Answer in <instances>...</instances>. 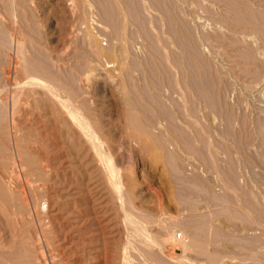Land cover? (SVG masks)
I'll use <instances>...</instances> for the list:
<instances>
[{
    "label": "rangeland",
    "instance_id": "obj_1",
    "mask_svg": "<svg viewBox=\"0 0 264 264\" xmlns=\"http://www.w3.org/2000/svg\"><path fill=\"white\" fill-rule=\"evenodd\" d=\"M21 1L23 3H20ZM21 1L17 0V2H19L17 3L16 0H0V104L4 105H0V123L2 124H0V127L4 126V131L10 134L8 138L9 140L6 141V145L9 154L11 153L12 155H10L9 157L14 159L12 161L9 158L11 161L8 160L9 162H7V164H10L6 166V169H8V175L11 171H14L13 173L16 178V182H13L10 178L8 179V176L5 177L6 179L4 178L5 180L3 179V181L5 182L6 187H4L6 189L11 188L13 190L16 185H19L21 183V186L19 185L20 189L25 190V195L29 201V207L31 208L29 209L33 215V219L32 217H30V221H32L30 223L31 226L29 227V225H26L29 230L31 229V235L34 237L36 236L37 239L38 235H40V228L38 221H36L37 219L33 211L35 209L32 206L33 203L31 204L32 199L27 189V185L31 184V182L29 177L27 178L25 172L26 168L25 166H23L24 164H21L23 163L21 160L24 159L23 157L25 155L22 151V148L24 147L27 149L29 145V142L27 143L25 141H28V137L31 138L32 136H29V131H27V134H23V132L26 133L25 130H27L26 123H24L23 121L25 117H21V120L19 122V125L22 124L20 127L22 132L20 130L19 134L22 136V138L24 137L23 140L19 141L20 143L18 142L19 146H17L15 140L13 139V127L11 128V126H13L11 125V120L13 119L12 99L14 96H16V91H18V93H21L28 91L30 88L28 89L29 80L26 79L27 75H24L17 70L23 67L22 70H25L26 68L27 71L25 70V72L28 73L30 71V74L41 70L40 76L42 74V70H48L46 72L51 76L46 75L48 76L47 78L45 76L46 72L43 71V74L46 78H44L43 74L41 77L49 81L53 80V78L56 77L59 81L57 82V79L54 78V81L51 82L56 81L55 84H60L63 89H65V87H69V95L72 94L70 96H72L73 99L76 98L75 96H77V98L79 97L85 99V95L83 94L82 90H80L81 88H78V86L80 87V84L77 81L79 80L77 79L79 78L77 77L78 74L83 73L82 69L85 71V69L89 68H86L88 64L91 67V64L94 65V63L96 64L97 68L102 71L103 74L105 71H112L113 67H111V65L105 66L104 62L108 59L110 60L111 57L105 58L100 56V54H98V44L100 43L99 45L102 47L104 52L107 51L106 54L109 56V52H112L113 50V47L111 45L114 46L112 42L115 43L118 40H123L121 42L118 41V43L123 45L125 52L127 53L125 54V57L127 56V62L125 61L124 64V72H126L124 73V75L126 74L124 78L127 82L126 91L129 94L130 99H128V101L130 102H128V105L131 104L130 107L139 111L141 113H139V116L143 114V117L141 116L142 119L145 117L151 118L150 115L153 117L155 112L153 113V110L151 111V109L145 108L146 106L143 107L144 105L142 106L139 104L144 103L139 96L142 93L144 94L146 91L148 92V90L144 88V82L142 83L143 80H138V78H136V74H142L143 72H165L166 70V73L168 72L169 74L170 72L171 75L174 71L176 73L185 71L191 74L189 75L187 73L189 75V81L187 82L188 86L192 90L189 89L187 92L190 91V93H188L189 95L191 94V91L193 92V94H191L189 97H187L188 95H186V100H188L187 105L191 110L190 111L189 108H186L188 110H185L186 116H184L185 114L182 109L183 106L181 105L182 101H180L183 99V97L181 98L179 94L178 96L180 97H178L175 94L177 92L174 91L173 96H169V98H171L172 96V100H170L168 96H162L163 98H160L159 96L157 97L158 99H156L158 101L156 102L160 105H157L158 109L161 108V104L162 102H164V99H168V102L165 99V103L167 102L165 105L164 103L162 104L164 105L162 106V108L165 107V110H161L165 112V114L163 113L165 115L164 117H168L169 114L172 113V116L170 115L168 119H170L171 117V121H175L173 123H171V121H168L169 124H171H167V128H169L168 131L170 130V135L168 134V132H165L168 134L167 135L161 130L160 134H158L159 142L157 137H154L155 141L157 140L156 143L158 142L160 144L159 149L161 150L162 148V156L164 157L161 160L162 162H159L155 175L159 176L160 174L158 170H161L163 167L164 172H166L163 174L161 181L165 180V182L163 181L164 183L168 182V184H165L166 188H163V196L159 199V197L155 196L154 194H150L149 196H146L149 198H143L144 201L143 199L132 200L131 198L130 199L132 201L129 198L125 200V197H129L125 192V188H120V190L123 191V193L120 191V195L122 196L124 193L126 194V196L123 195V197H121L120 195L118 196L117 192L113 191V188H109L112 185L108 186L109 189L107 193V200L116 201V203L113 202L112 205L117 204L115 207L117 208L119 214L123 215L121 216V218L126 216V213L123 212H131L133 215L135 214L134 209L137 210L140 207L142 210L146 206L148 210L145 211V213L143 211L146 210V208L141 213H139L141 211L140 209V211L137 210L140 217L137 212L136 215H133H138L137 219L140 218V221L142 218L147 219H145L144 221L142 219L141 222L143 223L140 224L142 226H146L149 219L153 223L154 220L158 219V221H155L156 223H154L156 225L149 221V223L151 224L148 223L149 226L147 225V230H145L146 228H144V232L145 234L151 233L150 236L153 235V238H156L157 235H159L156 238L159 241L157 242L156 239H153L150 236L149 237L151 239L146 236V239L148 238L146 240L144 236L145 234H142L143 236H141V239L139 241L137 240V243H141V245L143 246L137 244V248L139 245L138 251L140 252L141 250L143 252V247L146 248L152 245V247L150 246V249H148V251L151 250L153 254L151 252H147V255L145 254L146 257L152 254L151 257H155L159 261V263L165 262V264H167V261H169L170 263L168 264H177L176 262L165 258L164 253H160L165 250V243L163 244L164 249L162 248V246L160 248V245H162L161 243L160 245H158L160 241L163 243L162 240L164 238L165 240L168 239L169 242L172 238H174L178 244L181 242V245L182 243H188L190 246H192L189 247V249L186 251L185 256L183 257L184 261H182V264H186V262L187 264H264V0H89L92 8L91 6L89 7V1L83 0V3L86 5L83 6H85L86 8H82L81 13H83L84 16L80 13V22L77 23V25L79 26H77L78 28H76L78 29V32H75L76 35L73 36L70 41L68 49L69 53L67 52L64 56L65 61L63 60L64 62H60L61 65L63 64L60 67L61 69L57 68L58 66H60L59 63L53 64V62H51L50 47L53 46V42V47H57L56 41L60 40L61 38L60 33L64 26L62 11L63 1L44 0V2L42 0H37L39 3H42L40 4V7L37 5L39 7L37 8V10L30 4L29 0H25V2L23 0ZM26 1L30 5L27 4ZM55 2H58L59 4L57 3V5H55ZM24 3L27 5V7H25ZM46 3H48L52 7L54 5L55 6L52 9V7L48 6V4ZM14 4L18 5L15 6ZM21 4H23V6ZM14 7L18 9H15ZM28 7H30L33 14L30 12V9L29 11L27 10ZM31 7L34 10H32ZM87 7H89V9ZM85 9L86 11L91 9L90 13L89 11H84ZM40 11L42 12L40 13ZM52 11L56 14H54ZM34 13L35 15L39 14L38 19L35 18L36 16L34 15ZM45 13H47L46 16ZM92 13H94V16H92ZM88 16L92 17L89 18ZM88 18H95V20H90V22L88 21ZM90 24L91 26H89ZM42 27H44V29H42ZM90 27H92L93 29H90ZM45 31L47 32V34H49L46 35ZM92 33L94 35L97 33V37L101 35L99 36L100 40L96 38L98 42L100 41L99 43H97V41L94 42L96 40L95 37L91 36V39L89 38ZM42 38L45 40V43ZM46 38L48 40H46ZM101 38L104 39L103 42L106 43V46L105 43H101ZM116 38L118 40H116ZM40 39H42L43 42ZM93 39L95 40L93 41ZM122 42L125 45L122 44ZM42 43H44V45ZM94 46H96V51L94 49ZM95 53L97 56L94 55ZM92 55L94 56L92 57ZM95 56L96 58L98 57L97 60L103 58L104 61L102 60L103 62H101L100 60L97 61V63ZM31 58L34 59V62L33 60H31ZM90 59L95 62L93 63ZM88 61L92 63H88ZM99 62L104 65L103 70L106 68L105 71L100 68L103 67V65ZM83 64L85 65L83 66ZM97 64L101 65L98 66ZM16 65L17 67H14ZM56 65L58 66L56 67ZM58 69H60L61 71ZM8 70H11V74L9 75H7L6 72ZM33 70L35 71L33 72ZM15 71L18 72L19 75ZM57 72H60L59 75H61V77L57 75ZM75 72L79 73L77 74V76H75L76 81L73 82V80H75ZM192 74H194V79L196 76H198L196 79L200 81L201 86L203 84L202 88L200 87V85V88L196 86V84L198 85V82L193 81L194 79ZM197 74H199L200 76ZM206 74L210 75L207 76ZM62 75H66V79L64 76L63 79L67 81L62 79ZM69 77H73V79H70ZM172 77L173 76H171V78ZM171 78L170 81H172ZM201 79L203 80V82L201 81ZM210 80H214V83ZM14 81L16 85L13 84ZM23 81H25V83ZM16 82H21V85L17 84ZM76 82L78 83V85L76 84ZM173 82L176 81H174L173 79ZM173 82H171L172 85L174 84ZM189 82H192L194 84H190ZM72 84L74 85L72 86ZM17 85L18 87L20 86L19 90L18 88H15V86L17 87ZM138 85H142L140 86L141 88ZM71 86L74 89L70 88ZM74 86H77L78 89H76V87ZM29 87H31V85ZM21 88L23 90L20 91ZM139 88L141 89L140 91ZM75 89L78 92H76ZM70 91L72 93H70ZM74 91L76 93H74ZM80 91L83 96L81 93H79ZM14 92H16V94H13ZM137 92H139L140 95ZM116 95L118 96V94ZM116 95H112V99H114L115 103V109L113 110V112H117V110L121 107V102L119 101L120 99L117 97L118 100H115ZM133 95L135 96V98L138 97L139 101H137V98L135 100L133 98ZM194 95L196 99L193 97ZM177 97L179 100L177 99ZM175 99L179 101V103H181V106L177 104V101ZM131 100L135 101L136 103L131 102ZM173 100L176 101V103H174L175 105L172 103ZM191 101H194L192 102L193 105ZM198 101H200V103ZM118 102H120V106ZM5 104H7V106ZM168 104L174 105L176 109L178 106L179 110L170 109L171 107ZM198 104L200 107L196 106ZM135 105H137L138 108ZM166 105L169 108L166 107ZM142 108H144V110L146 111L144 112ZM202 108H204V113H206L208 110V112L210 113V120L212 118L211 114L215 115L216 113L214 117L217 116L215 119V124L217 125V127L215 124L211 126V123L209 122V114L206 115L208 112L204 114L202 110L200 111V109ZM205 108L207 110H205ZM4 109L8 110L5 111ZM173 110L176 111L173 112ZM179 111L180 114H178ZM201 112L204 116L206 115L205 118H208L209 121L204 122L205 118L203 119L204 121L202 120L203 115L201 116ZM188 113L190 115L192 114L193 117L188 118L192 116H190ZM178 115L180 116L178 117ZM181 116H183L182 119L185 118V121L180 118ZM5 117L8 119L7 121ZM15 117L20 118V114L17 113ZM164 117L161 115V118ZM176 118L181 119L182 121ZM187 118L190 120H188ZM145 119H143L144 121L141 120V123L146 125L147 121H150ZM5 122H8V127L6 126L7 124ZM227 123L231 124L229 125L230 127L226 125ZM172 124H174V126L178 129L173 128L174 126H172ZM207 126H210L208 127L210 129H208ZM214 127L218 128V131L220 130L224 134L222 133V136H220L221 132H216V128L215 134V132H213ZM23 128H25L24 131ZM170 128L172 129V131ZM223 130H226L227 132ZM202 131L207 132L202 133ZM210 131H212L213 133H210ZM170 132H173L174 135ZM176 132L177 135L175 136ZM161 133L163 134L161 135ZM204 133L205 135L210 133V136L214 134L217 135L212 136L213 138L216 137L214 138L215 142L212 141L213 138L208 136L206 140L208 142L210 140L211 141L209 143H205L206 141H203L206 138L204 136ZM160 135L163 138L160 137ZM163 135H165L166 137ZM167 136L170 137L168 138ZM160 138H162V140L164 139V141H161ZM209 138L210 140H208ZM125 139L127 138H123L122 135L121 137L117 138V143L119 144L122 141L121 144L123 143L127 147L130 143H128V139L127 141ZM169 139H172L174 142ZM217 140L218 142H216ZM168 141L175 144H171L172 147H176V143L178 142V146L175 149L176 151H174L175 147L171 148V145ZM220 141H223L221 142L223 145H220L219 147L217 145H219ZM225 141H228V145L229 143H232L230 145L231 147H229L227 145V142ZM211 142L217 145L212 144L211 146ZM224 142L226 143V149L222 148L223 146H225ZM206 146H208V148ZM126 147L123 148V150L118 149L120 150V153L119 151L116 152L118 153V157L116 156L117 161H120L117 165L121 167V171H123V169H125V167L130 164V159L128 161V159L126 158L129 157L127 155H129L131 150L129 151V146L127 147V150H124L126 149ZM204 147L207 149H205ZM127 151H129L128 154ZM19 156L22 158L21 160L18 159ZM225 158L228 161H225ZM18 162L20 167L18 165ZM124 162H127L128 164L125 165ZM14 163L16 168H14ZM163 164L165 165L163 166ZM17 171L19 172L18 175ZM15 174L20 177V179L17 180V176ZM217 176L219 179H217ZM177 177L179 179H177ZM167 179H169L170 181ZM216 179L221 180V183ZM159 180L160 179H157V182ZM3 181L1 182L4 185ZM120 181L122 180L119 178V182ZM214 182H216V184L218 185H216ZM10 183L12 184L10 185ZM170 187L172 189H170ZM110 191L114 193L111 192L110 194ZM170 191H172V193ZM119 199H121L122 201H120ZM157 199L158 201H156ZM0 202L1 204H3L2 200ZM144 202L149 203L147 204ZM155 202L158 203L156 204ZM135 203L137 205L139 203L140 206H136ZM164 203L167 204L165 205ZM119 205H122V207ZM1 206L4 207V211L1 212L5 213L7 211V208L5 211V207L8 206L6 204H3L0 205V208H2ZM117 206L120 208V211ZM161 207H166L165 209L167 211L162 209ZM131 208L133 210H131ZM156 208L159 209L157 212ZM151 209L153 211H151ZM148 211L153 216L148 214ZM159 211L161 213H159ZM27 212H29L28 209ZM146 213L148 214V216ZM128 214L129 213H127V215ZM141 214L143 215V217ZM156 214L158 216H156ZM162 214L165 215L163 216ZM160 215L161 217H159ZM10 216L9 218L12 221L10 222L13 227V231L6 240V248H8V250L21 248L19 247V234L15 231L16 224L13 223L15 222V219H13L14 217L12 215ZM131 216L129 218H131ZM159 218L163 221L159 220ZM144 222L147 223L145 224ZM157 222L158 224H160L158 225ZM126 224L125 227L126 230H128ZM34 226L36 227L34 228ZM34 229H36L37 232H34ZM36 233L38 234L36 235ZM125 235L126 238L130 237L128 232H125ZM178 235H180V237H178ZM148 240L149 242L147 243L146 241ZM154 240H156V244L158 246L154 243ZM144 243H147L149 245H145ZM153 243L155 244L154 246ZM37 249H39V246ZM43 249L44 251H46L45 248ZM144 250L146 251L147 248ZM148 253H150V255H148ZM19 256L20 253L14 255L17 261L19 260ZM48 256L49 254L45 252V257L40 260V264H57L55 263V261L50 259V257L48 258ZM140 256L142 255L140 254ZM155 258L154 260H156ZM51 260L53 261V263Z\"/></svg>",
    "mask_w": 264,
    "mask_h": 264
},
{
    "label": "bare ground",
    "instance_id": "obj_2",
    "mask_svg": "<svg viewBox=\"0 0 264 264\" xmlns=\"http://www.w3.org/2000/svg\"><path fill=\"white\" fill-rule=\"evenodd\" d=\"M23 1L25 2V0H23ZM42 1H44V0H42ZM54 1H56V0H54ZM62 1H63V3H62ZM62 1H61V3L63 4V10L62 11H63V19H64L63 25L64 26H63L61 33H60V36H61L60 40L56 41L57 47H53L54 42L52 44L53 46L50 47L51 62H53V64L54 63L60 64V62L62 63L65 61L64 56L67 52L69 53L68 49H69L70 41H71L72 37L76 35L75 32L78 30L76 28H78L77 26H79V25H77V23L80 22V20H79V18H81L80 15L83 14V13H81L82 12L81 9L86 8L85 7L86 5L83 3L84 2L83 0H62ZM85 1H89V0H85ZM16 2H17V0H16ZM29 2L36 10H37V8L40 7V4H42V3H39L37 0H29ZM224 2H223V4H224ZM17 3H19V2H17ZM20 3H23V2L21 1ZM26 3H27V1H26ZM52 3H54V2H52ZM55 3H56L55 5H57L58 2H55ZM27 4H29V3H27ZM46 4H48V3H46ZM14 5L17 6L18 4L17 5L14 4ZM21 5L23 6V4H21ZM24 5H25V7H27V5L25 3H24ZM83 5H85V6H83ZM48 6L52 7L49 4H48ZM90 6L91 5H90V1H89V7ZM53 7H52V9H53ZM89 7H87V8L89 9ZM91 8H92V6H91ZM15 9H18V8H15ZM29 9H30V7H28L27 10L29 11ZM43 9H44V7H43ZM60 9H62V8H60ZM32 10H34V9L32 8ZM90 10H87V11H89V13H90ZM84 11H86V9ZM30 12H31V9H30ZM41 12L42 11H40V13ZM43 12H45V11H43ZM86 12H84V13H86ZM37 13H38V11H37ZM54 14H56V13H54ZM34 15H35V13H34ZM38 15H35L36 19H38ZM46 15H47V13H45V16ZM83 16H84V14H83ZM89 16H90V14H89ZM92 16H94V13H92ZM91 17H89V18H91ZM42 19H43V15H42ZM90 20L91 21L95 20V18L89 19L88 21H90ZM42 24H43V22H42ZM89 26H91V24ZM44 27H45V25H44ZM44 27H42V29H44ZM91 28L92 27H90V29ZM91 31H89V32H91ZM50 33H51V31H50ZM93 33L90 35V37H89L90 39H91V36L95 37V39L96 38L99 39V36H101V35H99L97 37L96 36L97 33L95 35ZM48 34L46 32V35H48ZM102 38H101V40H102L101 43L104 40ZM42 39H40V40H42ZM44 39H45V37H44ZM95 39H93V41ZM97 39L94 42L97 41V43H99L100 41L98 42ZM43 40H42V42H43ZM46 40H48V39L46 38ZM116 40H118V39L116 38ZM17 41H18V39H17ZM51 41H52V39H51ZM118 41L121 42L123 40H118ZM118 41H116L115 43L112 42V44H114V46L111 45L113 47V50L111 49L112 52H109V56L106 54L107 51L104 52L102 47L99 45L100 43L98 44V46H99L98 47V54H100V56L105 57V58L111 57L110 60L108 59V60L104 61L103 58L97 60L98 59V57L96 58L97 52L94 54V55H96L95 56L96 62L100 61V60H101V62L104 61L105 66L111 65V67H113L112 71H109V70L105 71L106 68L103 70L104 65L101 62H99L103 65V67H100V68H102L103 71H105L103 74L102 71L99 70V68H97L96 64L94 63L95 61L93 62L92 59H90V60L94 63V65L91 64V67H90L88 64L90 61H88V63H86V64H88L86 66V68L87 67H89V68H87V69L84 68L85 71L82 69V71H83L82 74L78 72L80 74L79 75L78 73H76L77 71L75 70L76 74H74V79H75V76H77V74H78L77 77H79V78H77V79H79V80H77V81L80 84V87L78 86V88H81L80 90H82L83 94L85 95V99H82L79 97H78L79 98L78 99L77 96H75L76 98L73 99V97L70 96L72 94L69 95V91H68V90H70V89H68L69 87H67V88L65 87V89H63L60 84H55L56 81L57 82L59 81L56 77H54L55 79H57L55 82H51V81H54V78L51 81L44 79L46 77L48 78V76H51L49 73L46 72L48 70H46V71L42 70V72H41L42 74H43V71H45L46 72V73L44 72L45 76L48 75L45 77L43 74L44 78L41 77L42 74L40 76L41 70H39L35 73H31V74L29 73L30 71L28 73L25 72L26 68H25V70H22L23 67H21V68H19V70H17L18 72H21L24 75H27L26 79L29 80L28 89L29 88L30 89L28 91L21 92V93H18V91H16L17 94H16V92L13 93V94H16V96H14L12 94L14 97L12 99L13 119L11 120L12 121L11 125H13V126H11V128L13 127L12 128L13 129V139L15 140L17 146H19L18 145L20 143L19 141L23 140V138H24V137L22 138V136L19 134V131L21 130L20 127L22 125V124L19 125V122L21 120V117H25V119L24 120L22 119V120L24 121V123H26V129L27 130H25L26 133L23 132V134L25 135V134H27V131H29L30 132V133H28V134H30L29 136H32L31 138L28 137V139H27L28 141H25L27 143L29 142L27 149L22 146L23 147L22 151L25 154V155L23 154L24 159H22L20 156H19L20 158L18 157V159H20V160L22 159L21 161L23 163H21V164L22 165L24 164L23 166H25V168H26L25 172H26L27 178L29 177L30 182H31V184L27 183L28 184L27 189H28V192L30 193V196L32 199L31 204L33 203L32 206L35 209L33 211H34L36 219H37L36 221H38V224H39L40 235H38V237L36 239V236L34 237L31 235L32 234L31 229L29 230L26 227V225H29V227L31 226L30 223L32 221H30V217H32L33 215L30 211L31 208L29 207V201L25 195V190L20 189V187H19V185L21 183L19 182L20 184L16 185V187L13 190L11 188H9V189L5 188L6 187L5 182L3 181V179L5 177L8 176V179L10 178L11 181H13V182L14 181L16 182V178H15L14 173H13L14 171L13 172L9 171L10 174L8 175V172H7L8 169H6V166L10 164V163L7 164V162H9L8 160L11 159L13 161L14 158L9 157L11 155V153L9 154L8 148L6 145V141L9 140L8 138H9L10 134L6 133L4 131V126H1L0 127V198L3 201V204H6L8 207H5V211L7 208V211L5 213L1 212V211H4V209H3L4 207L1 206L2 208H0V264H40V260L45 257V252L47 254H49L48 258L50 257V259L55 261V263H57V264H161L162 263V262L159 263V261L155 257H151L153 252H151V250L148 251V249H150V246L152 247V245L146 247L147 248L146 251L144 250L146 248L143 247L144 256H143V252L141 250H140V252H142V253H140L138 251L139 245H138V248L136 246L137 244H140V246H143V245H141V243H137V240L139 241L141 239V236H143L142 234H145L144 231L147 230L146 227H147L150 219H149V221H147L148 223L146 222L147 223L146 226L141 225L143 223V222H141L142 219L144 221L146 218H142L141 221L139 220L140 218L137 219V216L139 215L137 210H139V209L141 210L140 207L137 210L132 207L135 210V214H133V215H136V212H137V214H138L137 216H133L131 212H123L124 211L123 210L122 212L126 213L125 214L126 216L121 218V216H123V215H120L117 208L115 207L117 204L112 205L113 202L116 203V201L115 200L108 201L107 200V193H108L109 188H113L114 189L113 191L117 192L118 196H119L120 191H121L120 188L122 187L123 189L125 188V190H126L125 192L127 193V196H129L127 198L125 197V200L128 198L129 199L131 198L132 200L149 198L146 196H149L150 194H154L155 196L159 197V199L163 196V194H164L163 188L165 187V184H168V182L166 181L167 183H164L165 180H163L164 182L161 180H162L163 174L166 171L164 172V168L162 167L161 170H158L160 175L159 176L155 175V172L157 171V166H158L159 162L164 158L162 156V153H163L161 151L162 148H161V150L159 149L160 144L158 143L159 142L158 134H160L161 130H162V132H164V133L168 132V134H169L170 130L168 131L169 128H167L168 127L167 124L171 125V124H169L168 121H171L172 119H171V117H170V119H168V118L172 113H170L168 117L166 116L167 118L164 117L165 112H163L161 109L165 110L164 109L165 107L162 108V106H164L168 102L167 101L168 99L165 98L167 101L166 103H165V99H164V102L161 101L162 104L164 103V105L161 104L160 109H158V107H157V105H159V104L157 103L158 101L156 99H158L157 97H159V96H160V98L162 96L163 97L168 96V98H169L170 95L173 96L174 91L177 92V93H175L177 96L179 94L181 96V98L183 97V99L180 100V101H182L181 102L182 104L179 103V101H177L176 99L175 100L177 101V104H179V105L181 104L183 106L182 109H183V112L185 114L184 116H186L185 110H187L189 108V106L187 105L188 100H186V99L191 94H193L192 91H191L190 95L188 94V93H190V91L187 92L189 89H191L188 86V82H187V81H189L188 77L191 74H189L188 72H185V71L179 72V73H176L175 71H174L175 72L174 73L172 71L173 73L170 75V72L168 74V72L166 73V70H165V72H162V71H159L157 73L154 72L155 74L153 72L152 73L151 72L150 73L143 72L142 74L141 73L136 74V78H138V80H143L142 83L144 82L143 83L144 88H146V90H148V92L146 91L144 94L142 93L141 95L139 94V92H137L140 96L138 94L137 95L144 102V103H139V104L142 106L144 105L143 107L146 106L145 108L151 109V111L153 110L152 111L153 113L155 112L154 113L155 116L152 114L153 117L150 115L151 118L148 117L149 119L144 116L147 119H145V118H143V119L150 121V122L147 121V123L145 125V124L141 123L142 122L141 120H143L141 118V116L143 114L141 116H139L141 113L139 111L133 109L132 107H130L131 104L128 105L129 94L126 91L127 82L124 78L126 76V74L124 75V73H126V72H124V70H125L124 64H125V61L127 60L126 59L127 56L125 57V54H127V53L125 52L123 45L118 43ZM44 43H45V40H44ZM44 43H42V44L44 45ZM97 43H94V44H97ZM103 43H105V42H103ZM107 43H108V41H107ZM122 44H124V43L122 42ZM96 46H94L95 51H96ZM105 46H106V43H105ZM19 49H20V47H19ZM44 50H45V48H44ZM36 51H37V49H36ZM110 53H111V56H110ZM94 55H92V57ZM100 56H99V58H100ZM22 58H23V56H22ZM33 58H31V60H33V62H34ZM88 59H86V60H88ZM95 59H93V60H95ZM67 62H69V61H67ZM92 62H90V63H92ZM37 65H39V64H37ZM62 65L61 64H60V66L56 65V67L58 66L57 68H60ZM84 65L85 64H83V66ZM100 65H98V66H100ZM25 66H27V65H25ZM14 67H17V65ZM60 69H58V70H60ZM34 71L35 70H33V72ZM6 72H7V75L11 74V70H8ZM18 72H16V73L19 75ZM38 72H39V74H38ZM59 73L57 75H59ZM63 73H61V74H63ZM173 74H175V75H173ZM134 75H133V77H134ZM192 75H193V79H194V74H192ZM197 75H199V74H197ZM209 75L210 74H208L207 76H209ZM20 76H21V74H20ZM59 76L61 77V75H59ZM63 76L64 75H62V79H63ZM72 76H73V74H72ZM171 76L175 77V78H173V77L172 78L176 82H173V79L171 78ZM64 77L66 79V75ZM197 77L198 76H196L195 79ZM69 78L73 79V77H69ZM170 78L172 81H170ZM49 79H51V78H49ZM65 79H63V80H65ZM67 79H68V75H67ZM195 79L193 81L198 82V85L196 84V86L199 87V85H200V87L202 88L203 84L201 86L200 81L198 79H196V81H195ZM22 80H25V79H22ZM60 81H61V79H60ZM65 81H67V80H65ZM75 81H76V79L73 80V82H75ZM201 81L203 82L202 79H201ZM213 81H211V82H213ZM21 82H16V83L21 85L20 84ZM23 82L25 83V81H23ZM171 82H173L175 85L173 84L174 85L173 86ZM68 83H69V81H68ZM13 84H15V81L13 82ZM76 84L78 85L77 82H76ZM192 84H194V83H192ZM30 85H31V87H29ZM73 85L74 84H72V86ZM65 86H67V85H65ZM72 86L70 88H72ZM138 86L140 87L142 85H138ZM19 87H18V85H17V87L15 86V88H18V90H19ZM74 87H76V89H78L77 86H74ZM22 88L20 89V91L23 90ZM140 88H139V91L141 90ZM72 89H74V88H72ZM137 89H138V87H137ZM76 92H78V91L76 90ZM76 92L74 91V93H76ZM70 93H72V92L70 91ZM79 93H81V91ZM112 93L114 95L118 94V96L116 95L115 100L118 97L120 99L119 101L121 102V107L117 110V112H113V110L115 109V107H114L115 103H114V99H112L113 98ZM83 94H82V96H83ZM261 94H263V93H261ZM186 95H188V96L186 97ZM195 95L193 97L196 99ZM133 96H130V97H133ZM172 96H171V98H169L170 100H172ZM180 96H178V97H180ZM178 97H177V99H178ZM133 98L135 100L137 98V101H139L138 97L135 98V96H134ZM195 99H193V100H195ZM175 100L172 101L173 104L176 103ZM120 102H118L119 106H120ZM131 102L134 103L135 101L131 100ZM192 102H194V101H191V103ZM198 102L200 103V101H198ZM177 104H176V106H177ZM0 105H3V104H0ZM5 105L7 106V104H5ZM174 105H172V104L169 105L171 107L170 109H176ZM192 105H193V103H192ZM135 106L137 107V105H135ZM196 106L200 107L199 104ZM166 107H168V106L166 105ZM6 108H8V107H6ZM178 108L179 107L177 106V109ZM142 109L144 110V108H142ZM203 109L204 108L200 109V111L202 110V112L204 113L205 111ZM6 110H8V109H6ZM189 110H190V108H189ZM205 110H207V109L205 108ZM145 111L146 110H144V112ZM167 111H168V109H167ZM175 111L173 110V112H175ZM180 111H181V109H180ZM180 111L178 114H180ZM190 111H189V113H190ZM202 112H201V116L203 115ZM207 112H208V110H207ZM212 112H214V111H212ZM17 113L20 114V118L15 117V115ZM206 113H204V114H206ZM176 114H177V112H176ZM208 114H209V120H210V113L208 112L206 115H208ZM161 115L164 118H161ZM215 115H216V113H215ZM215 115L211 114L212 118L210 121L208 120V118L206 119L204 115H203V118L202 117L201 118H202V120L205 118V121L204 120L203 121L204 122L209 121L211 123V126H212L213 124H215V119L217 117V116L214 117ZM4 116H5V114H4ZM179 116L180 115H178V117ZM1 117H2V115H1ZM6 117H8V116H6ZM10 117H12V116H10ZM174 117H176V116H174ZM182 117L183 116H181L180 118L182 119ZM192 117H193V115L191 117H188V118H192ZM176 119H178V118H176ZM181 119H178V120H181ZM184 119L185 118H183L182 120L185 121ZM7 120L8 119L6 118V121ZM188 120H190V119H188ZM173 122H175V121H173ZM173 122L171 121V123H173ZM219 122H217V123H219ZM5 123L7 124L8 122H5ZM21 123H23V122H21ZM178 124H177V126H178ZM220 125H221V123H220ZM226 125L229 126L231 124L227 123ZM226 125H225V127H226ZM6 126L8 127V124ZM172 126H174V124H172ZM24 127H25V125H24ZM208 127H210V126H207V128ZM216 127H217V125H216ZM216 127H214V129H213L214 131L212 129L211 130L213 132H215ZM223 127H224V125H223ZM173 128H177V127L174 126ZM24 129L25 128H23V131H24ZM208 129H210V128H208ZM216 129H217L216 130V132H217L218 128H216ZM171 131H172V129H171ZM212 131H210V133ZM223 131L227 132L226 130H223ZM21 132H22V130H21ZM173 132H170V133H172L174 135ZM203 132H207V131H202V133ZM216 132H215V134H216ZM210 133H208V134L206 133L207 135H205V133H204V136L206 138L205 139L203 138L204 139L203 141H206L205 143L208 142L206 140L208 138V136L213 138L212 136L215 135V134L214 135L211 134L212 136H210ZM222 133L223 132H221L220 136H222ZM162 134L163 133H161V135ZM165 134H167V133H165ZM122 135H123V138L128 139V141H129L128 143H130V144H128V146L130 147L129 151L131 150L129 155H127L129 157L126 158V159H128V161L130 159V162H129L130 164L127 163L128 161L126 163L124 162L125 165L128 164L129 166L127 165L125 167V169H123L124 167L122 166L123 171H121V169H120L121 167H119L117 165V164H119L120 161L119 162L117 161V157H118L117 154L118 153H116L117 151H119V153H120V150H118V149L123 150V148L126 147L125 144H123V143L121 144L122 141L119 144L117 143V138L121 137ZM161 135H160V137H162ZM176 135H177V132H176L175 136ZM218 135H219V133H218ZM155 136L158 139L157 143H156L157 140L155 141V138H156ZM163 136H165V135H163ZM215 136H217V135H215ZM220 136H218V137H220ZM167 137L169 138L170 136H167ZM162 138H160V140L164 141V139L162 140ZM214 138H216V137H214ZM214 138L212 139V141L215 142ZM127 139H125V140L127 141ZM24 140H26V139H24ZM169 140H172V139H169ZM208 140H210V138ZM218 140L216 142H218ZM223 141H224V139H223ZM223 141H220V143ZM173 142L172 143L169 142V144L175 145ZM225 142H227V145H228V141H225ZM160 143H162V142H160ZM177 143H176V145L178 146ZM220 143H219V145L213 144V142H211L210 144H211V146L213 144V145H217L220 147V145H223L222 143L221 144ZM210 144H209V146H210ZM231 144L229 143L228 146L231 147L230 146ZM127 147L124 150H127L128 149ZM174 147H172V145H171V148H174ZM176 147L174 148V151H176L175 150ZM206 147L208 148V146H206ZM207 148H205V149H207ZM222 148L226 149V143H225V146H223ZM129 151H127V154ZM181 154H183V153H181ZM16 158H17V156H16ZM226 158H225V161H228V160H226ZM15 163H14V168H16ZM18 165H19V162H18ZM164 165L165 164H163V166ZM19 167H20V165H19ZM21 168H23V167H21ZM231 169H232V167H231ZM22 171H23V169H22ZM18 174H19V172L17 173V175ZM167 175H168V173H167ZM166 177H165V179H166ZM119 178L122 181L119 182ZM168 178H170V177H168ZM18 179H20V177L17 176V180ZM157 179H160V180L157 182ZM177 179H179V178L177 177ZM217 179H219L218 176H217ZM167 180H169V179H167ZM1 181L4 182V185ZM217 181L218 182L220 181V183H221V180H217ZM24 182H26V181H24ZM216 182H214V183L216 184ZM11 184L12 183H10V185ZM109 185H112V186H110L108 188ZM216 185H218V184H216ZM18 187H19V189H18ZM170 189H172V188L170 187ZM219 189H220V186H219ZM111 192L112 191H110V194H111ZM114 192H112V193H114ZM121 192L123 193V191H121ZM170 192L172 193V191H170ZM165 194H167V193H165ZM123 195L126 196L125 193ZM123 195L122 196L120 195V196L123 197ZM116 199H117V197H116ZM119 200L122 201L121 199H119ZM123 200H124V198H123ZM139 201H142V200H139ZM143 201H144V199H143ZM156 201H158V199ZM159 201H161V200H159ZM144 203L148 204L149 202H144ZM3 204H1V202H0V205H3ZM132 205H130V206H132ZM138 205L140 206L139 203H138ZM138 205L136 204V206H138ZM119 206L122 207V205H119ZM162 206H163V204H162ZM143 207H144V205H143ZM132 208H131V210H133ZM145 208H146V206L144 207V209ZM158 208H159V206H158ZM158 208H156L157 209L156 212L159 210ZM165 208L166 207H164L162 209L166 210ZM27 209L29 210V212H27ZM144 209H142L141 211L139 210L140 211L139 213H141ZM162 209H160V210H162ZM147 210L148 209L146 208V210H144L143 212L145 213V211H147ZM119 211H120V208H119ZM151 211H153V210L151 209ZM154 212H155V210H154ZM123 213H121V214H123ZM127 213H129L128 215H130V216L132 215L131 218H133L135 220L129 218L130 216H128ZM159 213H161V212L159 211ZM148 214H150L149 211H148ZM148 214H147V216H148ZM10 215H12L14 217L13 219H15L14 220L15 222H13V223L16 224L15 225L16 226L15 231L19 234V237H20V246L19 247H21V248H16V249H12V250H8V248H6V246H7L6 240L13 231V227L11 225L12 218ZM150 215L153 216L152 214H150ZM9 216H10L11 220H10ZM156 216H158V215L156 214ZM139 217H140V215H139ZM142 217H143V215H142ZM145 217H146V215H145ZM159 217H161V215ZM155 218H157V217H155ZM32 219H33V217H32ZM136 219L138 222L136 221ZM159 220H162V219L159 218ZM155 221H158V219L154 220V223H156ZM126 222H127V224H126ZM151 223H153V222H151ZM151 223H149V224H151ZM125 224H126L128 230H126ZM157 224H158V222H157ZM154 225H156V224H154ZM35 227L36 226H34V228ZM144 228H146V229L144 230ZM35 231H36V229H34V232ZM125 232L129 233V236H130L129 238H126ZM37 234L38 233H36V235ZM150 234H145L144 235L145 239H146V236L149 237ZM170 235H171V233H170ZM170 235H169V237H170ZM152 236H150V237H152ZM158 236L159 235H157V237ZM156 238H153V239H156ZM143 239H144V237H143ZM156 240H157V242L159 241L158 239H156ZM156 240H154L155 244H156ZM151 241H153V240H151ZM162 241H163V243L160 241L158 243V245H160V243H161L162 245H160V248H161V246L163 248V244L165 243L164 244L165 250H163L160 253H164L165 258H167L171 261H174L177 264H182V261H184L183 257L185 256L186 251L189 249V247H192L188 243H182V245H181L180 244L181 242H180L178 244L174 238H172L170 240V242L168 241V239L165 240V238ZM146 242L148 243L149 240ZM147 243H144V244L146 245ZM154 243H153V246L155 245ZM147 245H149V244H147ZM38 246H39V249H37ZM43 248H45L46 251H44ZM153 249H154V247H153ZM67 250H68V252H67ZM147 252H151L152 254L150 255V253H148V255H150V256L146 257ZM19 253H20V256L18 258L19 259L18 260L19 262H18L15 259L14 255H17ZM138 253H140L142 256H140V254H138ZM154 258L156 260H154ZM53 261H52V263H53ZM162 261H163V259H162ZM167 262L170 263L169 261H167ZM183 263H185V262H183ZM162 264H165V262H163ZM186 264H187V262H186Z\"/></svg>",
    "mask_w": 264,
    "mask_h": 264
},
{
    "label": "built area",
    "instance_id": "obj_3",
    "mask_svg": "<svg viewBox=\"0 0 264 264\" xmlns=\"http://www.w3.org/2000/svg\"><path fill=\"white\" fill-rule=\"evenodd\" d=\"M178 237H180V235H178Z\"/></svg>",
    "mask_w": 264,
    "mask_h": 264
}]
</instances>
